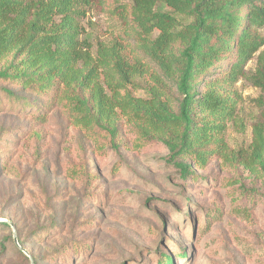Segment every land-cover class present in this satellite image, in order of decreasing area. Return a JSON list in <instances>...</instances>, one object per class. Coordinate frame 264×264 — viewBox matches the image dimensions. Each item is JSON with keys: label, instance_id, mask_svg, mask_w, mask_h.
<instances>
[{"label": "trees", "instance_id": "obj_1", "mask_svg": "<svg viewBox=\"0 0 264 264\" xmlns=\"http://www.w3.org/2000/svg\"><path fill=\"white\" fill-rule=\"evenodd\" d=\"M96 1L118 14L123 28L93 53L81 18ZM263 25L264 0H0V113L45 121L58 108L79 130L81 147L94 152L117 150L125 134L137 148L160 144L163 160L182 180L194 181L196 169L220 162L241 184V201L253 203L254 186L246 180L264 187V100L247 147L231 149L225 136L241 101L235 84L257 52L247 78L264 96ZM12 137L0 129V175L12 168ZM94 162L87 156L74 176L94 181L97 175L87 169ZM0 228L10 225L0 221ZM65 232L56 217L30 241L18 233V241L22 247L55 242L31 253L34 264H85L90 241ZM9 242L28 262L12 234ZM172 254L187 255L180 248ZM172 254L160 252L156 264H174Z\"/></svg>", "mask_w": 264, "mask_h": 264}, {"label": "rangeland", "instance_id": "obj_2", "mask_svg": "<svg viewBox=\"0 0 264 264\" xmlns=\"http://www.w3.org/2000/svg\"><path fill=\"white\" fill-rule=\"evenodd\" d=\"M85 10L81 23L94 53L98 42H108L123 25L102 2ZM259 34L264 39V25ZM257 56L258 52L235 84L241 101L226 129L231 149L247 147L252 126L260 120L264 96L247 78L256 68ZM131 91L145 96L142 89ZM0 129L14 133L15 141L12 168L0 175V219L12 222L17 240L18 233L27 238L57 217L64 235L74 232L77 239L90 241L85 264H156L160 252L172 254L179 248L187 255L181 259L172 254L174 264H264L261 182L253 185L246 180L255 192L254 202L245 204L241 184L220 162L196 169L198 178L190 181L165 163L166 151L160 144L137 148L125 134L126 144L117 150L82 148L79 130L58 108L45 121L0 113ZM87 156L95 161L87 169L97 178L83 182L74 175L85 167ZM236 199L240 204L233 203ZM91 218L92 227L77 226ZM10 234L11 226L0 228V264H31L13 250ZM24 247L31 256L55 247V242Z\"/></svg>", "mask_w": 264, "mask_h": 264}, {"label": "water", "instance_id": "obj_3", "mask_svg": "<svg viewBox=\"0 0 264 264\" xmlns=\"http://www.w3.org/2000/svg\"><path fill=\"white\" fill-rule=\"evenodd\" d=\"M0 221L7 222L11 226L13 240L16 243L17 247L29 258L30 263L34 264V261H33L32 257L28 254V251L19 244V242L17 240V236H16V230H15L14 225L12 224V222L9 221V220H6V219H0Z\"/></svg>", "mask_w": 264, "mask_h": 264}]
</instances>
